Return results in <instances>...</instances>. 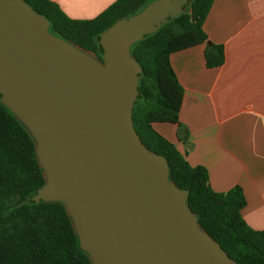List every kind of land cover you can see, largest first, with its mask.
I'll list each match as a JSON object with an SVG mask.
<instances>
[{
	"label": "water",
	"instance_id": "obj_1",
	"mask_svg": "<svg viewBox=\"0 0 264 264\" xmlns=\"http://www.w3.org/2000/svg\"><path fill=\"white\" fill-rule=\"evenodd\" d=\"M188 1L152 0L116 20L99 59L24 0H0V102L35 142L44 183L32 200L64 206L92 264H236L132 121L142 68L130 48Z\"/></svg>",
	"mask_w": 264,
	"mask_h": 264
},
{
	"label": "trees",
	"instance_id": "obj_2",
	"mask_svg": "<svg viewBox=\"0 0 264 264\" xmlns=\"http://www.w3.org/2000/svg\"><path fill=\"white\" fill-rule=\"evenodd\" d=\"M152 0H116L91 20L67 17L49 0H24L50 23V32L100 59V34L116 20L136 14ZM214 0H189L184 12L130 48L142 68L132 121L141 143L162 155L169 177L188 191L187 204L201 229L219 243L236 264H264V230L250 228L243 220L242 189L224 193L210 189L208 172L191 166L176 147L152 127L153 123L180 126L178 112L182 88L170 66L171 54L204 45L207 68L224 62L221 45L210 43L203 30ZM35 142L25 126L0 102V264H92L80 245L72 221L58 202H34L43 185Z\"/></svg>",
	"mask_w": 264,
	"mask_h": 264
},
{
	"label": "crops",
	"instance_id": "obj_3",
	"mask_svg": "<svg viewBox=\"0 0 264 264\" xmlns=\"http://www.w3.org/2000/svg\"><path fill=\"white\" fill-rule=\"evenodd\" d=\"M75 20H91L116 0H49ZM203 30L221 45L224 62L207 68L204 45L170 55L182 88L180 126L153 123V129L208 172L210 189L238 186L244 222L264 230V0H214Z\"/></svg>",
	"mask_w": 264,
	"mask_h": 264
},
{
	"label": "rangeland",
	"instance_id": "obj_4",
	"mask_svg": "<svg viewBox=\"0 0 264 264\" xmlns=\"http://www.w3.org/2000/svg\"><path fill=\"white\" fill-rule=\"evenodd\" d=\"M92 53V52H91Z\"/></svg>",
	"mask_w": 264,
	"mask_h": 264
}]
</instances>
